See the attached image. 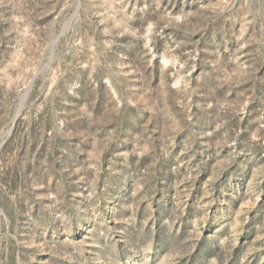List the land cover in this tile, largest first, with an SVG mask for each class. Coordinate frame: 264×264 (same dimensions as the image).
<instances>
[{
	"label": "rangeland",
	"instance_id": "obj_1",
	"mask_svg": "<svg viewBox=\"0 0 264 264\" xmlns=\"http://www.w3.org/2000/svg\"><path fill=\"white\" fill-rule=\"evenodd\" d=\"M79 4L0 0V264H264V0Z\"/></svg>",
	"mask_w": 264,
	"mask_h": 264
},
{
	"label": "water",
	"instance_id": "obj_2",
	"mask_svg": "<svg viewBox=\"0 0 264 264\" xmlns=\"http://www.w3.org/2000/svg\"><path fill=\"white\" fill-rule=\"evenodd\" d=\"M79 7H80L79 0H74V8H73L72 14L69 17L68 21L65 23V25H64L63 29L61 30L59 36H57L56 40L53 42L54 46H56V43H57L60 35H62L63 33H66L70 29V26H71L73 20L78 15ZM53 52H54V48H52L51 56L53 55ZM39 72L40 71L36 72V74L33 76L32 80L30 81L29 85L27 86L26 89H24L22 95L20 96L19 102L17 104L13 118L10 121L9 127L0 135V148L5 143V138H7L11 134L13 127L15 125V122L17 121V118L19 117L21 111L24 109L25 102L27 100V97H28V95L31 91L32 85H33V81L35 80V78L37 77ZM1 214H2V212L0 211V215Z\"/></svg>",
	"mask_w": 264,
	"mask_h": 264
},
{
	"label": "trees",
	"instance_id": "obj_3",
	"mask_svg": "<svg viewBox=\"0 0 264 264\" xmlns=\"http://www.w3.org/2000/svg\"><path fill=\"white\" fill-rule=\"evenodd\" d=\"M6 147H7V146H5V148H6ZM5 148H4V149H5Z\"/></svg>",
	"mask_w": 264,
	"mask_h": 264
}]
</instances>
